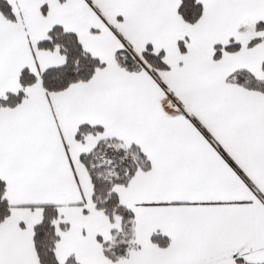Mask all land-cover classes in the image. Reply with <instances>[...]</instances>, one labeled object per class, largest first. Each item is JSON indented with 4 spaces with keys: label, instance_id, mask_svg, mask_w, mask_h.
I'll use <instances>...</instances> for the list:
<instances>
[{
    "label": "snow or ice",
    "instance_id": "6c2138e0",
    "mask_svg": "<svg viewBox=\"0 0 264 264\" xmlns=\"http://www.w3.org/2000/svg\"><path fill=\"white\" fill-rule=\"evenodd\" d=\"M0 264H264V0H0Z\"/></svg>",
    "mask_w": 264,
    "mask_h": 264
}]
</instances>
